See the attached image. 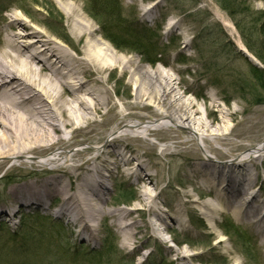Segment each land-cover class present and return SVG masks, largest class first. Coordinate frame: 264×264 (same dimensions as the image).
I'll list each match as a JSON object with an SVG mask.
<instances>
[{"label":"rangeland","instance_id":"1","mask_svg":"<svg viewBox=\"0 0 264 264\" xmlns=\"http://www.w3.org/2000/svg\"><path fill=\"white\" fill-rule=\"evenodd\" d=\"M91 1L0 0V42L6 34L7 23L4 19L11 16L19 17L32 29L43 32L47 38L57 42H63L64 39L75 42L70 30V20L60 8L61 5L73 4L96 30V39H105L119 55L137 56L141 60L140 65H147L152 69L159 67L171 74L178 93L186 99H196L201 111L198 118L204 117L211 123V131H218L220 134L227 132L223 138L205 140L207 147L221 164L217 171L226 174L228 170L224 167L229 161L236 160L240 155L250 152L256 144L264 142V92L255 84L251 72L253 67L259 69L260 66L253 65L250 59L238 51L241 45L246 49L242 35L236 28V23L215 0H97L99 4L96 7L100 8L99 14L104 26L113 28L112 31L126 38L129 45L133 42L128 40L130 36L127 29L146 27L159 35L157 50L164 55L162 63L155 67L145 64L135 49L132 51L131 48L128 49L129 46L118 49L105 38L103 27L90 13ZM247 4L254 11L264 10V0H250ZM59 35L62 37L58 38ZM213 65L222 70L217 74L221 86L211 80V73L207 68ZM130 71L131 68L123 75L120 69H115L114 73L104 75L105 78L110 77L107 89L113 102L118 104L116 111L143 125L149 121L159 122L163 116L158 101H150L148 98L144 99V103H139L149 104L151 108L148 110L140 106L134 107L137 91ZM214 101L217 103L214 104ZM124 103H130L129 108ZM97 120L101 124L103 117L97 115ZM106 121V125L90 128L88 135L79 134L75 146L65 149L68 153L81 154L69 166L76 167L92 160L97 148H104L107 140H113L108 136L109 132L116 125L125 127V123L115 119L114 114L106 117L104 122ZM64 132L63 130V134ZM120 139L129 143L131 150L138 156V163L144 166L145 174L153 180L156 188H150L154 197L152 206L157 209L159 218L164 223L145 207L141 198L144 185L139 184L134 176H122L116 169L120 161L115 156H105L107 163L101 165V178L97 176L93 179L95 189L99 180H105L109 189V203L106 207L118 212L110 215L104 212L97 222L90 221V224L95 225L96 231L91 228L83 229L81 224L70 222V216L57 213L63 205L61 196L53 198L46 209L36 205L20 208L9 193L15 186L57 179L63 183L70 182V193L73 194L75 186L82 180H91V175L80 172L82 175L70 181L59 174L53 175L50 168L9 161L0 165V211L7 210V214L0 217V250L3 247L7 256L6 259L2 257L4 262L18 258L17 246L11 243V238L21 232L22 218L37 216L47 218L56 228L64 226L72 238L70 244L73 247L84 244L86 248L96 251L103 247L105 226L112 228L118 239L119 252L133 259L135 264H264V235L259 233L256 225L243 219L238 207L228 208L227 204L232 198L227 191H219L222 194V211L217 219L211 220L206 216L205 204L218 201V194L212 187L211 177L198 174V169L201 170L204 165L213 169V166L207 162L200 142L195 138L191 139L185 128L170 123L168 127L154 128L145 137L130 136ZM2 161L4 160L1 159L0 162ZM253 161V165L247 163L245 168L233 173L238 174V177L243 174L246 178L257 176L250 193L258 194L261 190L264 195V154L261 159ZM120 185L134 189L137 200L131 205L116 206ZM93 203L106 210L104 202L94 200ZM121 208L136 210L127 213ZM153 220L157 233L149 223ZM231 223L244 232L238 236L240 238L234 236L230 229ZM121 225L128 227L121 228ZM16 237L18 240L22 239L20 236ZM239 239H246L245 245L238 242ZM60 241L69 245L64 238ZM186 242L189 244L185 245ZM33 255L32 260H35Z\"/></svg>","mask_w":264,"mask_h":264},{"label":"bare ground","instance_id":"2","mask_svg":"<svg viewBox=\"0 0 264 264\" xmlns=\"http://www.w3.org/2000/svg\"><path fill=\"white\" fill-rule=\"evenodd\" d=\"M60 8L70 20V30L75 42L65 39L57 42L47 38L43 32L32 29L17 16L4 19L7 23L6 34L0 42V160L4 161L0 165L15 161L50 168L53 175L59 174L70 181L82 175L80 172L89 174L92 178L77 184L73 194L70 193V182L63 183L57 179L15 186L9 192L15 204H19L20 208L36 205L46 209L53 198L61 196L63 205L57 213L70 216V222L81 224L83 229L91 228L96 231L95 225L90 224V221L97 222L104 212L108 215L118 212L106 207L109 203V189L105 180H99L97 188L94 187L93 178H101V165L107 163L105 156L110 155L119 159L120 164L116 165V169L122 176H134L139 184L144 185L141 198L145 207L164 223L159 218L157 209L152 206L154 197L150 188H156L153 180L145 174L144 166L138 163V156L131 150L129 143L126 144L120 138L145 137L154 128L168 127L172 123L185 128L191 139L195 138L200 142L207 162L213 166V169L206 165L201 170L198 169V174L211 177L212 187L218 194L219 202L205 204L206 216L211 220L217 219L222 211L221 192L227 191L232 198L227 204L228 208L238 207L243 219L256 225L259 233L264 235V195L261 190L258 194L250 193L257 176L246 178L245 174L241 177L234 174V171L245 168L247 163L253 165V160L262 158L264 142L256 144L250 152L240 155L236 160L229 161L224 167L228 170L226 174L220 173L217 170L221 168V164L213 156L205 140L223 138L227 132L220 134L218 131H211V123L204 117L198 118L201 111L196 99H186L178 93L171 74L159 67L152 69L147 65H140L141 60L137 56L119 55L105 39H96V30L76 6L68 3ZM241 48L244 49L242 45ZM130 68L137 91L134 107L140 106L148 110L151 108L149 104L139 103H144V99L148 98L150 101H158L163 116L159 122L149 121L143 125L116 111L118 104L113 102L107 89L110 77L105 78L104 75L114 73L115 69H120L125 75ZM128 104L130 103L123 105L129 108ZM110 114L124 122L125 127L116 125L108 134L113 140H107L104 148H97L92 160L76 167L69 166L81 154L68 153L65 149L75 146L79 134L85 136L91 131L90 128L106 125L108 121L104 122V119ZM97 115L103 117L101 124ZM94 200L104 202L107 211L95 205ZM134 210L136 209L122 211L128 213ZM3 214H7L6 209L0 211V217ZM149 223L157 233L154 220ZM127 227L128 225H121V228Z\"/></svg>","mask_w":264,"mask_h":264},{"label":"trees","instance_id":"3","mask_svg":"<svg viewBox=\"0 0 264 264\" xmlns=\"http://www.w3.org/2000/svg\"><path fill=\"white\" fill-rule=\"evenodd\" d=\"M222 10L227 13L236 23V28L241 33L243 42L246 44L248 51L254 54L255 57L264 64V10L254 11L247 4L250 0H215ZM99 4L97 0H92L90 5V13L101 27H103V33L105 38L112 44H115L118 49L128 47V49H135L140 53V56L144 60V63H148L151 66L162 62L163 53L158 52V42L160 40L159 35L149 31L148 28L142 27L136 30H126L130 36L128 40L122 38L116 32H113V28L104 26L99 9L96 7ZM102 24V25H101ZM106 27V28H105ZM60 36V35H59ZM62 36L58 37L61 38ZM243 55V54H241ZM211 64V63H210ZM208 64V66H210ZM210 70L211 77L214 84L221 82L218 77V73H221L219 66L213 65ZM252 75L255 78L256 85L264 92V70H260L257 67L251 69ZM264 96V95H263ZM118 192V198L116 206L131 205V203L137 200L136 193L133 188H128L126 185H120ZM37 217V216H35ZM23 217L21 232L12 236L11 243L17 246V257L14 261L5 260L4 248L0 250V264H135L134 260L121 254L118 248V239L113 229L105 226L104 228V240L103 247L100 251L86 248L84 244L77 247H73L72 238L67 233L64 226L55 227L49 220L42 218ZM35 220H32L34 219ZM32 220V221H31ZM230 229L233 231L234 236L237 238L239 235H243L244 232L241 228H237L231 223ZM20 234V235H19ZM231 232L229 231V235ZM16 236H20L19 239ZM69 244H64L60 239ZM242 245H245L246 239L238 240ZM251 241V240H250ZM177 245L181 246L177 240ZM189 244L188 242H186ZM185 243V244H186ZM29 252L30 255L27 253ZM11 254V253H10ZM34 254V255H33ZM33 255L35 260H32Z\"/></svg>","mask_w":264,"mask_h":264},{"label":"water","instance_id":"4","mask_svg":"<svg viewBox=\"0 0 264 264\" xmlns=\"http://www.w3.org/2000/svg\"><path fill=\"white\" fill-rule=\"evenodd\" d=\"M245 54H247V53L245 52ZM247 56H249L251 58V56L249 54H247ZM253 62H254L255 65H259L258 62L255 59H253ZM260 67L263 68L262 66H260Z\"/></svg>","mask_w":264,"mask_h":264}]
</instances>
